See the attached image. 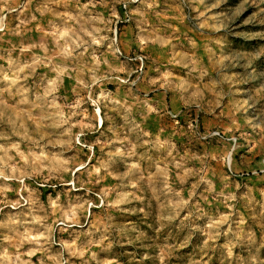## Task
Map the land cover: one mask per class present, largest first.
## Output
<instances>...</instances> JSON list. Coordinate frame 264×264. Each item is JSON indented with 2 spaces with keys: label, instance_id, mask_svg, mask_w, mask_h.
I'll list each match as a JSON object with an SVG mask.
<instances>
[{
  "label": "clouds",
  "instance_id": "obj_1",
  "mask_svg": "<svg viewBox=\"0 0 264 264\" xmlns=\"http://www.w3.org/2000/svg\"><path fill=\"white\" fill-rule=\"evenodd\" d=\"M0 264H264V0H0Z\"/></svg>",
  "mask_w": 264,
  "mask_h": 264
}]
</instances>
